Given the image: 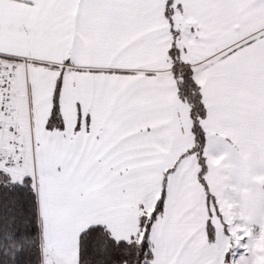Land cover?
Masks as SVG:
<instances>
[{
  "label": "snow or ice",
  "instance_id": "6c2138e0",
  "mask_svg": "<svg viewBox=\"0 0 264 264\" xmlns=\"http://www.w3.org/2000/svg\"><path fill=\"white\" fill-rule=\"evenodd\" d=\"M218 138L264 169V0H0V264H264Z\"/></svg>",
  "mask_w": 264,
  "mask_h": 264
},
{
  "label": "crops",
  "instance_id": "0c3cea01",
  "mask_svg": "<svg viewBox=\"0 0 264 264\" xmlns=\"http://www.w3.org/2000/svg\"><path fill=\"white\" fill-rule=\"evenodd\" d=\"M229 143L230 141L225 138H218L211 150V154L214 156L228 153L223 162L227 167L222 170V175L225 177V195L239 203L240 193L246 187L252 188L258 196L264 194V186L251 180V175L264 173V169L257 167L249 174L239 154L228 147Z\"/></svg>",
  "mask_w": 264,
  "mask_h": 264
},
{
  "label": "trees",
  "instance_id": "16d2710c",
  "mask_svg": "<svg viewBox=\"0 0 264 264\" xmlns=\"http://www.w3.org/2000/svg\"><path fill=\"white\" fill-rule=\"evenodd\" d=\"M205 170H207V165H206V163H205Z\"/></svg>",
  "mask_w": 264,
  "mask_h": 264
}]
</instances>
